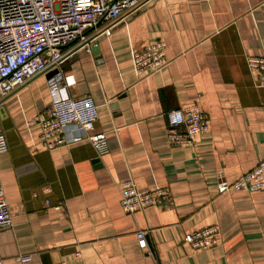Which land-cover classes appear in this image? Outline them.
Listing matches in <instances>:
<instances>
[{"label":"crops","instance_id":"1","mask_svg":"<svg viewBox=\"0 0 264 264\" xmlns=\"http://www.w3.org/2000/svg\"><path fill=\"white\" fill-rule=\"evenodd\" d=\"M155 40L168 64L140 76L131 51ZM248 56H264V0H146L95 36L91 53L70 49L60 70L71 96L97 106L109 146L101 158L81 132L49 149L27 125L52 104L47 72L0 98V184L13 215L0 228L3 264H264V190H217L264 162V85ZM191 104L209 129L170 146L166 112ZM127 179L139 190L168 187L171 207L124 212ZM214 224L218 245L194 251L184 241Z\"/></svg>","mask_w":264,"mask_h":264},{"label":"built area","instance_id":"2","mask_svg":"<svg viewBox=\"0 0 264 264\" xmlns=\"http://www.w3.org/2000/svg\"><path fill=\"white\" fill-rule=\"evenodd\" d=\"M146 0H0V98L16 90L38 73L56 69L47 78L52 104L45 112L29 120L40 127L38 140L52 149L68 142L69 130L81 132L98 158L109 151L106 131L97 130V106L90 95L71 96L68 82L60 70L62 59L70 49L82 47L88 53L98 34L110 35L112 26ZM165 42L155 40L132 49L131 60L140 76L161 70L168 64ZM249 70L264 85V56H248ZM1 103V102H0ZM165 137L170 146H190L194 137L209 129L208 117L196 104L166 112ZM77 138L76 136L73 137ZM8 150L0 126V154ZM120 206L128 214L147 206L171 207L168 187L155 186L139 190L132 179L119 184ZM219 193L231 190H264V162L240 175L236 180H220ZM48 204V202H46ZM56 205L55 208H58ZM13 215L0 184V228L10 227ZM219 226L214 224L184 234V241L194 251L219 244ZM138 243L146 246L145 231L136 232ZM79 255V253L77 254ZM30 254H18L19 263L31 261ZM0 264L3 258L0 256ZM162 264V263H159Z\"/></svg>","mask_w":264,"mask_h":264},{"label":"water","instance_id":"3","mask_svg":"<svg viewBox=\"0 0 264 264\" xmlns=\"http://www.w3.org/2000/svg\"><path fill=\"white\" fill-rule=\"evenodd\" d=\"M55 72H56V69L50 70V71L47 72L46 76L49 77L52 74H54Z\"/></svg>","mask_w":264,"mask_h":264}]
</instances>
